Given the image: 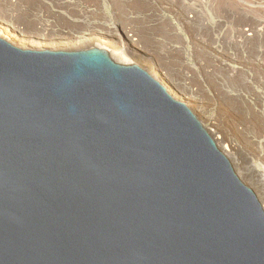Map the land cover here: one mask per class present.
<instances>
[{"label": "water", "instance_id": "water-1", "mask_svg": "<svg viewBox=\"0 0 264 264\" xmlns=\"http://www.w3.org/2000/svg\"><path fill=\"white\" fill-rule=\"evenodd\" d=\"M0 264H264V202L142 65L0 36Z\"/></svg>", "mask_w": 264, "mask_h": 264}, {"label": "rangeland", "instance_id": "rangeland-1", "mask_svg": "<svg viewBox=\"0 0 264 264\" xmlns=\"http://www.w3.org/2000/svg\"><path fill=\"white\" fill-rule=\"evenodd\" d=\"M0 26L25 37L0 29L21 47L99 46L142 65L194 110L264 202V0H0Z\"/></svg>", "mask_w": 264, "mask_h": 264}, {"label": "bare ground", "instance_id": "bare-ground-1", "mask_svg": "<svg viewBox=\"0 0 264 264\" xmlns=\"http://www.w3.org/2000/svg\"><path fill=\"white\" fill-rule=\"evenodd\" d=\"M3 29L6 33H8L10 36L14 37L15 39H19L20 41H25L26 38L23 37L22 35L19 34L18 31H15L13 29H10L9 27H1L0 26V29ZM126 39H127V42L128 44H133V41H134V37L132 35H130L129 33H126ZM102 43H106V44H112L115 46V42H113V40H107V39H104V38H100L99 39ZM80 42V41H78ZM125 46H126V42L124 43ZM116 47H119V46H116ZM121 49H123V47H120ZM131 51L133 52L134 55H138L137 51L135 48H130Z\"/></svg>", "mask_w": 264, "mask_h": 264}]
</instances>
